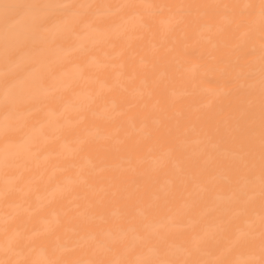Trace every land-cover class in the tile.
Instances as JSON below:
<instances>
[{
    "label": "bare ground",
    "instance_id": "1",
    "mask_svg": "<svg viewBox=\"0 0 264 264\" xmlns=\"http://www.w3.org/2000/svg\"><path fill=\"white\" fill-rule=\"evenodd\" d=\"M0 264H264V0H0Z\"/></svg>",
    "mask_w": 264,
    "mask_h": 264
}]
</instances>
